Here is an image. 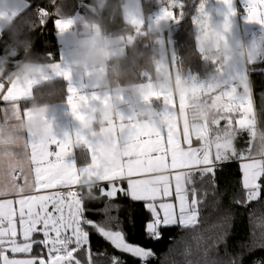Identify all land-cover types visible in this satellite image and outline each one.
<instances>
[{
	"label": "snow or ice",
	"instance_id": "1",
	"mask_svg": "<svg viewBox=\"0 0 264 264\" xmlns=\"http://www.w3.org/2000/svg\"><path fill=\"white\" fill-rule=\"evenodd\" d=\"M222 3L227 9L226 27L231 26L230 18L238 12L248 22L264 26V0H240L242 10L236 7V0H222ZM182 7L177 0H169L159 19L179 22L183 13L177 15L176 9ZM41 14L48 15V12L42 9ZM193 23L202 29L209 26L210 18L204 3L200 4ZM54 24L63 31L71 21L57 19ZM254 62V59L249 60L250 64ZM172 64L176 67L175 61ZM224 66L220 69L222 77ZM57 74L70 79L68 71ZM32 83L7 87L6 90V86L0 84V93H3L0 100L8 102L11 108L10 112H3L5 123L13 114L19 116L20 101L30 94ZM146 87L145 100L162 98L167 105L161 115L164 120L161 117L158 121L154 119V113L143 123L122 116L119 124L112 126L113 141L108 151L78 132L75 142L87 143L92 153L91 163L79 170L66 161L72 153V138L58 139L53 134L42 140L24 136L12 128L0 127V139L8 141L6 145H0V264H126L119 256H109L106 251L94 253L89 229L120 253L138 260L139 264H148L150 259L156 258V253L126 239L123 220L119 216L123 206L115 202L119 196L144 203V209L151 217L144 225L146 239H162V228L185 229L188 235L180 242V254L185 257V264H225L219 253L220 245L225 243L227 255L229 214L223 215L217 233L204 236L197 229L205 208L210 213L219 212L223 193L219 191L215 178L227 162L243 161L239 164L243 199L237 197L232 202L245 207L261 198L264 143L257 146V134L264 130L258 127L253 81L248 73L207 84L188 81L187 89L179 97V110L183 111L192 97L204 98L219 106L217 118L205 121L194 130H190L187 123L181 128L173 122L177 106L171 92L154 90L151 83ZM68 91V104L73 115L83 120L79 108L89 100L72 87ZM92 99L100 98L94 95ZM222 121L225 122L223 126ZM49 128L51 131V125ZM245 133L247 148L238 150L235 141ZM121 136L126 137V143H119L118 137ZM193 136L201 142L199 148L192 147ZM52 146L55 151L50 150ZM21 178L22 184L17 182ZM82 180L92 183L95 186L93 191H99V196L95 194L87 199L88 202L107 198L112 203H105L101 209H87ZM125 181L126 187L118 184ZM102 182H107V187L102 186ZM42 190L44 194H39ZM87 211H95L103 219L94 221L87 217ZM129 226L133 225L130 223ZM37 233L43 238L34 239ZM192 242H195L194 248ZM34 245L42 246L39 253L33 254ZM260 246L264 248V237ZM210 253L217 258H212ZM17 254H23L25 258H17ZM227 264H242V257H233ZM253 264H264V260Z\"/></svg>",
	"mask_w": 264,
	"mask_h": 264
},
{
	"label": "clouds",
	"instance_id": "2",
	"mask_svg": "<svg viewBox=\"0 0 264 264\" xmlns=\"http://www.w3.org/2000/svg\"><path fill=\"white\" fill-rule=\"evenodd\" d=\"M89 6L95 15L86 16L78 22L77 30L84 35L74 40L73 59L93 76L94 86L107 102H101L98 109L92 110L88 109L89 102L82 103L79 112L83 120L76 119L71 110L81 130L72 134L64 131L63 138H72V147L84 144L89 148L87 143L75 142L78 132L84 136L87 133L92 137L91 141L108 151L113 141L112 126L118 125L122 116L132 117L141 123L151 118L153 98H144L148 92L147 84L151 83L154 90L169 91L174 98L179 99L187 89L188 81L181 78L172 63H165L150 51L136 46L137 36L143 37L146 43L160 41L162 24L168 20L158 19L151 26H146L143 19L133 11L131 0H90ZM23 8V0H0V24L10 38L7 42L8 54L0 56V84L11 87L34 82L32 89L39 82L51 81V73L66 70L57 68L43 55L32 50L33 40L29 35L31 25L21 15ZM208 16L209 26L202 29L195 25L194 38L200 58L214 66V71L207 78L209 81H217L222 66L227 65L235 54L247 57L250 49L243 43L233 42L232 25L226 27L224 22L215 23L209 13ZM14 55H19L21 60L10 67ZM177 76L180 77L179 82ZM141 77L148 82H141ZM58 96L56 91L48 95H36L30 91L19 116L13 114L9 121L0 123V127L12 128L24 136L31 135L42 140L49 139L53 134L56 136L52 118L55 113L53 105ZM124 96L129 97L126 102L130 113L128 116L123 111ZM218 113L219 106L214 102L192 97L187 107L183 111L178 109L172 119L179 127L187 123L189 129L194 130L205 121H213ZM161 120L164 118L161 117ZM118 140L120 144L126 143V137H118ZM7 143L6 138L0 139V145ZM261 143H264V132L257 134V146ZM94 187L90 182L81 181L85 199L95 196Z\"/></svg>",
	"mask_w": 264,
	"mask_h": 264
},
{
	"label": "trees",
	"instance_id": "3",
	"mask_svg": "<svg viewBox=\"0 0 264 264\" xmlns=\"http://www.w3.org/2000/svg\"><path fill=\"white\" fill-rule=\"evenodd\" d=\"M208 0H177L182 8H177V15L182 12L183 15L179 22L170 20V27L167 30L169 40V50L171 62L175 61V65L179 67L183 76L194 74L197 78L208 77V74L214 71L212 64L204 62L197 52V44L194 38L195 27L193 25V17L198 11L201 3ZM30 6L21 15L26 18L31 25L29 33L33 40V51L41 54L45 59L52 63L60 60V46L57 42V30L54 21L70 19L77 15L84 17L95 15L94 10L90 8V0H28ZM146 26H151V22L156 20L158 14L162 13V9L167 7L169 0H141ZM44 9L48 12L46 18L53 12L54 16L49 20L45 27L42 26L41 20L38 19L37 10ZM163 33V30H162ZM8 34L3 31L0 36V56L8 54L7 42ZM136 46L142 50L150 51L158 59H166V46L164 33L160 41L155 43H146L141 36L135 37ZM21 57L14 55L9 65L14 67L19 63ZM264 68V64L256 66ZM254 70V69H253ZM253 81V93L256 104V112L258 116V127L264 130V73L255 72L251 75ZM141 82H146L144 77L140 78ZM67 83L64 81H53L46 86L35 90L36 95H48L53 91L59 93L56 102H63L67 98ZM27 101L23 102L26 103ZM222 123L221 125H223ZM247 134L237 137L235 146L238 150H246ZM243 161L233 160L227 162L222 170L217 172L216 181L218 182L219 191L223 193L219 202V212H209L205 208L201 213V224L197 232L207 236L211 233L220 231V225L223 223V215L229 214L227 222L226 251L225 243L220 245L219 258L227 261L235 257H242V264H253L254 261L264 260V248L260 246L261 238L264 237V190L260 200L247 204L245 207L237 206L233 201L234 198L243 199L241 187L242 172L239 164ZM197 183H198V177ZM262 183H264L262 181ZM95 194L99 196L98 189ZM85 199V197H83ZM116 203H120L123 207L119 213L123 220L126 239L134 244H139L145 248H150L156 253L155 263L148 264H185V257L180 254L182 251L181 240L188 235V230L177 227L162 228V239L152 241L145 238L144 225L151 219L150 214L144 209V203L132 202L130 198L119 196ZM105 203H112L107 198H101L98 202H88L85 199V207L87 209H101ZM115 215V213H113ZM88 218L99 221L103 217L95 211H87ZM131 225L133 226H129ZM114 230H115V226ZM206 230V231H205ZM90 231V243L93 252L106 251L110 255L119 256L126 264H139V261L120 253L115 250L109 242L103 240L94 231ZM169 237L173 239L170 240ZM193 248L195 242H192ZM212 258L214 253H210ZM194 258V257H189Z\"/></svg>",
	"mask_w": 264,
	"mask_h": 264
},
{
	"label": "crops",
	"instance_id": "4",
	"mask_svg": "<svg viewBox=\"0 0 264 264\" xmlns=\"http://www.w3.org/2000/svg\"><path fill=\"white\" fill-rule=\"evenodd\" d=\"M141 4L142 7V19L145 21L144 18V11L143 6L141 3V0H137ZM24 2V8L23 11H26L30 4L28 0H23ZM212 8L214 6L215 13L213 15L211 14L212 21L215 23H223L225 15L227 14V9L225 5L222 3V0H213L212 1ZM132 7L137 5L135 0H131ZM241 6L240 0H236V7ZM213 10V9H212ZM21 13V14H22ZM162 14V13H161ZM84 16L77 15L70 19H64L62 21H71V24L68 29H65L63 31L59 30L56 27L57 30V42L60 46V60L56 63H52L55 65H59V67L62 70H66L70 73V79H65L63 75H58L57 73H52V80L51 81H42L37 83L33 86L31 89V92L34 94L35 90L46 86L48 83H51L53 81H64L67 83V98L63 102H57L54 103V109L55 113L52 118V127L53 131L56 134L58 139H63V132L68 131L69 134H72L74 132L80 131L81 126L79 122L74 118V116L71 113V107L68 104V97L70 95L68 89L69 87H72L77 90V93L79 95H82L86 97L89 100L88 109H98L101 106V102L103 100V95L100 94L93 83V76L86 72L81 66L75 63L73 59V48H74V40L77 38V36H82L84 33L78 32L77 25L78 22L83 19ZM231 25L233 30V42L236 44L243 43L250 49V53H254L253 56H250V54L245 57L240 54H235L232 58V60L227 64V69L230 71V76H235L237 74L241 73H247V65L251 67V69H256V66L259 65V60L264 58V26H261L256 23H250L246 20L245 16H239L238 14L234 17H231ZM4 31V26L0 24V36ZM167 31V30H166ZM168 32V31H167ZM165 38V34H164ZM167 49L169 50V44L167 45ZM169 59L168 61L171 62L170 58V50H169ZM250 59H254V63H249ZM166 60V59H164ZM166 62V61H165ZM229 66V67H228ZM183 78V77H182ZM194 80L198 82L197 77L194 76ZM7 86L5 87L6 90ZM3 93H0V96H2ZM98 96L100 99L93 100V96ZM254 97V93H253ZM124 102L125 106L123 107V111L125 116H128L130 113L126 107L127 98L124 96ZM126 98V99H125ZM176 99V106H179L178 98ZM25 101H27V98H25ZM23 100L20 101L21 108L24 107ZM255 103V100H254ZM167 109V105H165L162 98H153L151 101V111L155 114L154 119L157 121L160 119L161 115L165 112ZM256 109V104H255ZM11 108L8 104V102H4L0 100V123L3 122V112H10ZM225 123L224 121L221 122ZM224 125V124H223ZM221 125V126H223ZM85 136L88 140H92V137L90 134L85 133ZM52 151H55V146H52ZM91 150L85 146L84 144H81L80 147H73L72 153L66 157V161L69 163H72L76 166V168L82 169L84 167H87L91 163ZM18 183H23V179H19L17 181ZM121 186L126 187V181L125 182H118ZM102 186L107 187V182H102ZM39 194H44V190H42ZM13 198V197H9ZM174 200V197H173ZM143 203V202H140ZM18 208V206H17ZM42 234L37 233L34 234V239H42ZM22 239V237H21ZM42 249V246H33V254L39 253ZM11 256L12 254L9 253ZM17 258H25L23 254H17Z\"/></svg>",
	"mask_w": 264,
	"mask_h": 264
},
{
	"label": "rangeland",
	"instance_id": "5",
	"mask_svg": "<svg viewBox=\"0 0 264 264\" xmlns=\"http://www.w3.org/2000/svg\"><path fill=\"white\" fill-rule=\"evenodd\" d=\"M212 1H213V0H208V1H205V2H204L205 10L210 14V16H211V14L213 15V13H215L214 6H213V8H212V3H213ZM135 2L137 3V5L135 4V6L132 7V8H133V11L135 12L136 15H138V16L142 19L143 14H142V7L140 6L141 4H140L139 1H137V0H135ZM212 9H213V10H212ZM198 10H199V8H198ZM197 15H198V11H197L196 14L194 15V17L197 16ZM160 16H161V13L157 15L156 20H158ZM194 17H193V18H194ZM156 20H155V21H156ZM192 21H193V20H192ZM153 22H154V21L151 22V25L153 24ZM193 25H194V27H195V24H194V23H193ZM169 27H170V20H168V21H166V22H164V23L162 24V30H163V33H164V34H165L166 30L169 29ZM164 40H165V38H164ZM168 43H169V40L167 41V43H166V40H165L167 61H168V59H169V53H168L169 50L167 49V45H168ZM160 60H161V59H160ZM162 61L165 62L164 59H162ZM165 63H167V62H165ZM175 66H176V68H177V70H178V72H179L181 78L183 77L182 79H185V80H187V81H189V82H194V83H197V84H200V83L207 84V83L210 82L209 79H208L207 77H205V78H200L199 80H198V78H197L198 82H196V81L194 80V79H195V78H194V74H193V75H192V74H188L187 76H183V73H182L181 69H180L179 67H177V65H175ZM228 67H229V66H228ZM223 72H224V76L222 77V76L220 75L219 79H223V78H227V77H232V76L229 75V74H230V71H228V69H227V65L224 66V68H223ZM195 77H196V76H195ZM146 82H148V81H146ZM125 97L127 98V101H128V100H129V97H127V96H125ZM126 98H125V99H126ZM123 100H124V98H123ZM178 101H179V99H178ZM213 152H214V149H213Z\"/></svg>",
	"mask_w": 264,
	"mask_h": 264
},
{
	"label": "built area",
	"instance_id": "6",
	"mask_svg": "<svg viewBox=\"0 0 264 264\" xmlns=\"http://www.w3.org/2000/svg\"><path fill=\"white\" fill-rule=\"evenodd\" d=\"M238 9L242 10V6H238ZM37 15H38V19L41 20V22H42V26L45 27L47 25V23L49 22V20L54 16V13L52 12L49 15V17L46 18L45 15L41 14V9H38L37 10ZM238 15L242 16L243 14L238 12ZM165 40H166V43H167V41H168V33H167V31L165 32ZM258 62H259V64L263 65L264 64V58L260 59ZM255 72L264 73V68L261 67V68H258L257 70L256 69L253 70V69H251V67L249 65H247V73L250 75V77ZM178 108H179V106H177V110H178ZM184 146L187 147V145H184ZM200 146H201V142L199 140H197L195 138V136H193V138H192V147L199 148ZM262 181L264 182V180H262ZM76 190H79V189L77 188Z\"/></svg>",
	"mask_w": 264,
	"mask_h": 264
},
{
	"label": "water",
	"instance_id": "7",
	"mask_svg": "<svg viewBox=\"0 0 264 264\" xmlns=\"http://www.w3.org/2000/svg\"><path fill=\"white\" fill-rule=\"evenodd\" d=\"M91 10H93V9H91ZM148 263H155V259H150Z\"/></svg>",
	"mask_w": 264,
	"mask_h": 264
}]
</instances>
